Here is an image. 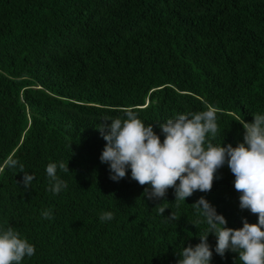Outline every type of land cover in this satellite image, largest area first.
Listing matches in <instances>:
<instances>
[{
	"label": "trees",
	"instance_id": "1",
	"mask_svg": "<svg viewBox=\"0 0 264 264\" xmlns=\"http://www.w3.org/2000/svg\"><path fill=\"white\" fill-rule=\"evenodd\" d=\"M208 105L218 124L209 139L224 147L264 115V0H0V229L35 246L21 264H177L207 232L191 206L200 198L228 228L258 223L240 209L227 164L211 191L177 206L173 188L148 199L130 169L113 181L100 161L104 120L131 108L163 142L159 124ZM10 156L35 176L28 188ZM60 162L67 188L54 194L46 166ZM104 212L114 218L102 222ZM207 242L210 264H242L215 253V235Z\"/></svg>",
	"mask_w": 264,
	"mask_h": 264
},
{
	"label": "clouds",
	"instance_id": "2",
	"mask_svg": "<svg viewBox=\"0 0 264 264\" xmlns=\"http://www.w3.org/2000/svg\"><path fill=\"white\" fill-rule=\"evenodd\" d=\"M216 113L217 109L208 105L206 110L168 119L159 124L165 137L161 142L152 125L145 126L133 109H126V119L109 118L104 122L111 121L110 125H100L98 131L106 141L100 161L109 165L113 181L125 178L130 169L132 180L141 186H150L144 193L148 199L164 198L167 190L173 188L177 206L196 191H211L215 173L227 164L235 177L234 188L240 193V209L257 215L258 223L249 224L244 219L242 228H228L226 219L207 200L200 198L191 206L204 218L207 232L199 238L198 245L183 248L177 264H210L213 252L207 242L209 234L216 237L215 253L219 256L224 257L230 250L238 253L242 264H264V115L254 113L253 123L243 121V143L224 147L209 139V134L215 138L218 132ZM106 127L110 129L108 134H105ZM6 165L19 167L25 188L35 179L34 175L24 172V165L16 158L8 157ZM57 168L69 172L68 163L46 166L49 190L54 194L67 188V183L57 176ZM158 207L163 215L166 208ZM42 216L53 218L50 210L43 211ZM113 218L111 212L100 215L102 222ZM168 219L176 220V216L172 213ZM35 252V246L13 227L0 229V264H21Z\"/></svg>",
	"mask_w": 264,
	"mask_h": 264
}]
</instances>
